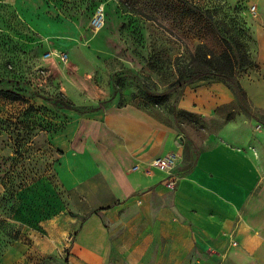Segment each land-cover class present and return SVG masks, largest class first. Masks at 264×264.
Wrapping results in <instances>:
<instances>
[{"label": "rangeland", "instance_id": "374dc122", "mask_svg": "<svg viewBox=\"0 0 264 264\" xmlns=\"http://www.w3.org/2000/svg\"><path fill=\"white\" fill-rule=\"evenodd\" d=\"M99 7L105 22L94 30ZM259 28L264 0H0V264H69V238L57 229L63 217L87 216L70 207L85 188L64 185L54 140L75 118L146 110L175 129L183 150L176 176L219 142L233 116L264 125L243 94L211 118L177 108L187 86L211 82L188 81L210 54L221 65L244 61L236 80L253 68ZM180 75L182 87H170Z\"/></svg>", "mask_w": 264, "mask_h": 264}, {"label": "crops", "instance_id": "0c3cea01", "mask_svg": "<svg viewBox=\"0 0 264 264\" xmlns=\"http://www.w3.org/2000/svg\"><path fill=\"white\" fill-rule=\"evenodd\" d=\"M255 37V65L237 81L264 114V29ZM234 100L211 81L187 86L177 108L211 118ZM66 130L59 135L66 145L54 140L64 152L58 174L70 190L85 188L70 207L87 215L63 217L57 229V238H69V264H264L263 124L233 116L174 190L150 164L175 154L178 166L183 150L175 129L146 110L111 108L75 118Z\"/></svg>", "mask_w": 264, "mask_h": 264}, {"label": "trees", "instance_id": "16d2710c", "mask_svg": "<svg viewBox=\"0 0 264 264\" xmlns=\"http://www.w3.org/2000/svg\"><path fill=\"white\" fill-rule=\"evenodd\" d=\"M203 50L202 47H198L196 50V58L198 59L201 56V51ZM203 58V56H201ZM213 55L210 54V59L209 60H205L204 62L200 61L199 65V69L194 70L192 74H190L188 76V81L191 80H201V81H213V80H222V81H218V82H225L226 83V87L234 94H240V95H244L243 90L241 89V87L238 84V81L235 79V71L239 70L241 68H243L246 64L245 62H236V63H231V62H225L226 65H221L218 64V62L216 60H213L214 58H212ZM204 59V58H203ZM220 60H224L225 61V56L224 54L220 55L219 57ZM213 60V61H212ZM183 76L180 75L175 81L174 83H172L170 85V87L173 85H178V87H182L181 82L183 81ZM4 95H6V97L10 100L16 101L19 100V96L17 93L12 92V91H4L2 92ZM245 96V95H244ZM152 98H155L157 100H159L158 96H154ZM66 109H70L71 105L69 103H65L63 105Z\"/></svg>", "mask_w": 264, "mask_h": 264}, {"label": "built area", "instance_id": "2783aa9c", "mask_svg": "<svg viewBox=\"0 0 264 264\" xmlns=\"http://www.w3.org/2000/svg\"><path fill=\"white\" fill-rule=\"evenodd\" d=\"M105 22V14L101 7L97 8L92 16L90 25L94 30H99L103 27ZM66 57H62L61 60L64 62ZM178 157L175 154H169L166 156L158 157L152 160L150 166L165 174L164 184L168 190H174L178 177L174 174V169L177 165Z\"/></svg>", "mask_w": 264, "mask_h": 264}]
</instances>
